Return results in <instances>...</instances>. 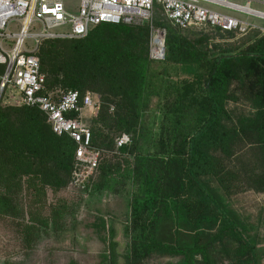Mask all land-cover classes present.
<instances>
[{
  "label": "trees",
  "instance_id": "trees-1",
  "mask_svg": "<svg viewBox=\"0 0 264 264\" xmlns=\"http://www.w3.org/2000/svg\"><path fill=\"white\" fill-rule=\"evenodd\" d=\"M155 9V24L167 29L163 61L149 59L148 26L101 23L84 37L41 42L46 89L91 91L102 102L92 125L93 144L103 150L92 193L128 199L127 264L153 257L261 264L258 237L228 202L237 175L225 160L240 144L258 146L256 182L264 192V33L253 30L244 45L225 46L219 40L236 33L172 27ZM241 99L250 113L234 119L228 104ZM114 133L132 136L118 154L111 152ZM76 148L39 108L0 101V215H18L25 186L32 198L22 226L28 247L49 227L66 225L73 209L66 203L52 205L48 216L39 209L48 189L68 185ZM99 257V264H118L117 243Z\"/></svg>",
  "mask_w": 264,
  "mask_h": 264
},
{
  "label": "built area",
  "instance_id": "built-area-1",
  "mask_svg": "<svg viewBox=\"0 0 264 264\" xmlns=\"http://www.w3.org/2000/svg\"><path fill=\"white\" fill-rule=\"evenodd\" d=\"M67 0H0V99L15 105L39 108L58 135H68L76 143L74 167L66 188L84 198L92 191L103 150L93 144L91 121L96 119L102 102L91 91L46 89L41 72L39 46L45 39L79 38L101 23L148 26L151 61L166 57L167 29L155 24L156 5L172 26L179 29L231 31L245 35L253 30L264 33V26L251 18L264 20V10L254 7L264 0H79L75 12ZM20 30L9 31L12 22ZM6 41L11 43L6 48ZM111 110H114L112 106ZM132 136L115 137L111 151L130 144Z\"/></svg>",
  "mask_w": 264,
  "mask_h": 264
},
{
  "label": "rangeland",
  "instance_id": "rangeland-1",
  "mask_svg": "<svg viewBox=\"0 0 264 264\" xmlns=\"http://www.w3.org/2000/svg\"><path fill=\"white\" fill-rule=\"evenodd\" d=\"M244 3V0H233ZM67 7L75 12L79 0H67ZM264 10L262 5H253ZM264 26V20L251 18ZM170 26V25H169ZM173 27V26H172ZM20 26L12 22L9 31L17 33ZM253 35H236L233 38L220 39L225 46L238 47L244 45ZM11 43L6 41V48L10 49ZM5 71V65L0 64V76ZM5 95L0 101L5 102ZM229 110L234 119L238 116L249 114L250 105L245 100L230 101ZM94 124V120L91 121ZM231 124V122H230ZM116 136V133H114ZM228 168L236 173L234 190L228 197L230 206L239 214L240 218L249 227V233L258 237L262 249L261 264H264V192L256 180L262 173L261 151L255 144H240L236 154L225 160ZM217 185L216 182L213 183ZM132 189V185H130ZM32 198L24 189L18 195L20 211L18 215H0V264H99L100 254L105 249L103 242L93 239V230L90 225L97 211L103 215H114L123 224L128 226L129 205L125 195L116 194L109 190L101 193H91L84 198L81 194L72 192L66 187L55 193L47 190L46 202L40 212L44 216L50 214L52 205L66 203L73 208L66 216V225L61 230L55 231L52 227L43 233V238L33 248L28 247L23 238L22 226L29 219L28 210ZM40 207V205H39ZM38 208V207H37ZM73 212H75L73 214ZM73 215V217H72ZM95 238V237H94ZM118 264H127L126 254L130 241L128 232L116 236ZM109 244L106 246L108 247ZM181 258L153 257L144 264H167L169 261H179Z\"/></svg>",
  "mask_w": 264,
  "mask_h": 264
},
{
  "label": "crops",
  "instance_id": "crops-1",
  "mask_svg": "<svg viewBox=\"0 0 264 264\" xmlns=\"http://www.w3.org/2000/svg\"><path fill=\"white\" fill-rule=\"evenodd\" d=\"M264 6V2L260 4ZM93 230V239H98L100 242H103L104 248H109L112 241L116 242V236L121 235L126 232L127 226L123 224L117 217L114 215H103L97 211L94 215V219L90 224ZM95 237V238H94ZM109 244L108 247H106ZM108 252L107 250H104Z\"/></svg>",
  "mask_w": 264,
  "mask_h": 264
}]
</instances>
